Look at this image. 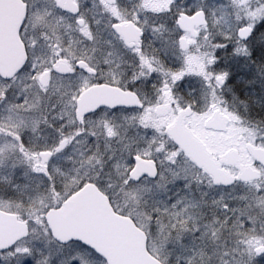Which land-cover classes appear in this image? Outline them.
Masks as SVG:
<instances>
[{
    "label": "snow or ice",
    "instance_id": "obj_1",
    "mask_svg": "<svg viewBox=\"0 0 264 264\" xmlns=\"http://www.w3.org/2000/svg\"><path fill=\"white\" fill-rule=\"evenodd\" d=\"M0 264H264V0H0Z\"/></svg>",
    "mask_w": 264,
    "mask_h": 264
}]
</instances>
